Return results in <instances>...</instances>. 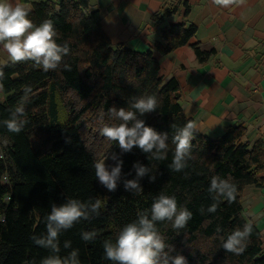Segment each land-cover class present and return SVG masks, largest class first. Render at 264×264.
I'll list each match as a JSON object with an SVG mask.
<instances>
[{
    "label": "trees",
    "instance_id": "16d2710c",
    "mask_svg": "<svg viewBox=\"0 0 264 264\" xmlns=\"http://www.w3.org/2000/svg\"><path fill=\"white\" fill-rule=\"evenodd\" d=\"M27 9L34 25L52 21L57 43L67 44L69 54L56 70L48 72L34 68L31 62L12 65L0 59L4 93L0 121L10 117V110L21 103L24 89L31 88L23 101L22 131L12 133L0 124V264H40L50 253L35 245L31 237L45 232L44 217L51 204H63L68 197L85 202L99 198L103 207L98 217L82 220L60 234L59 255L78 249L80 264H112L104 258L103 241L114 240L139 211L150 209L161 192L175 196L179 206L192 212L191 220L179 232L170 223L157 224L166 244L174 248L172 255H183L187 264H264L262 234L245 217L242 205L246 186H264V140L252 143L245 138V127L238 124L229 126L218 138L198 131L188 167L171 172L172 125L182 127L193 119L182 109L178 80L160 75L153 49L137 51L113 44L102 29L99 10L92 9L89 0H41ZM182 9L185 14L189 11L186 1H169L156 20ZM195 33L191 22L169 24L162 30L163 42H155L154 48L164 55L190 44L203 63L215 49L191 42ZM65 64L70 70H65ZM141 95H153L158 101L155 112L140 118L158 132L168 133L167 159L149 162L138 148L123 154L122 174L131 172L127 179L135 178L132 166L139 161L152 167L156 180L144 177L139 194L125 191L122 182L109 192L96 179L93 161L105 159L112 165L111 155L119 154L120 149L114 141L94 133L105 123H119L109 116L112 106L127 107L129 98ZM213 176L236 185V200L229 203L224 199L215 213L201 214L202 207L207 209L213 203L208 192ZM245 223H251L253 231L244 251L226 252L222 240ZM93 230L97 233L94 241L81 239V231ZM64 241L71 242L70 249L63 247Z\"/></svg>",
    "mask_w": 264,
    "mask_h": 264
},
{
    "label": "clouds",
    "instance_id": "9594fccd",
    "mask_svg": "<svg viewBox=\"0 0 264 264\" xmlns=\"http://www.w3.org/2000/svg\"><path fill=\"white\" fill-rule=\"evenodd\" d=\"M215 5L229 7L235 0H212ZM30 10L12 0H0V48L7 54L10 64L31 62L34 68L45 72L56 70L62 63L63 57L69 54L67 44L61 45L56 41V31L51 20L45 19L39 25H34L29 19ZM65 70L70 66L65 64ZM2 75V74H0ZM31 93V88L24 89L21 103L10 110V117L0 121L9 132L20 133L25 121L23 101ZM158 108V101L153 95L133 96L128 100L127 107L112 106L109 116L119 123L103 124L100 135L106 140L118 144L120 153H112L111 160L115 163L106 164L105 159L93 161L94 174L99 184L109 192L117 190L122 182L125 191L139 194L143 191L140 181L148 176L150 182H155L156 175L152 167L139 161L132 166L135 178L127 179L128 174H122L123 154L138 148L146 154L149 162L167 159L168 133L158 132L148 126L140 117L153 113ZM175 129L172 144L175 146L171 163V172H182L188 167L191 159L192 141L198 132L197 124L188 120L182 127L172 125ZM108 158V157H107ZM149 173H152L149 176ZM208 192L213 201L207 209L201 208V214L215 213L219 202L226 199L229 203L236 200L237 188L229 179L213 176ZM103 207L99 198H89L81 201L68 197L63 204L52 203L50 212L44 217L45 232L31 237L38 247L49 251L40 264H80L78 249H72L67 255L60 253V234L74 227L80 221H88L101 214ZM192 218V212L184 206H179L175 196L161 192L154 197L150 209L139 211L137 218L127 223L118 232L115 239L103 241L104 258L112 264H187L186 257L172 255L174 248L166 244L164 237L157 228L159 223H170L179 232L184 229ZM219 230V229H218ZM253 231L251 223L237 227L222 240V248L229 253L241 254ZM97 233L81 231V239L85 242L95 240ZM65 249L71 248L70 241H64Z\"/></svg>",
    "mask_w": 264,
    "mask_h": 264
},
{
    "label": "crops",
    "instance_id": "0c3cea01",
    "mask_svg": "<svg viewBox=\"0 0 264 264\" xmlns=\"http://www.w3.org/2000/svg\"><path fill=\"white\" fill-rule=\"evenodd\" d=\"M36 1L41 0H12L26 8ZM169 1L89 3L99 10L102 29L113 44L137 51L153 49L160 75L178 80L182 109L197 124L198 131L218 138L229 126L238 124L245 127V138L252 143L264 140V0H235L229 7L215 5L212 0H180L189 5L186 14L182 9L157 21V14ZM182 21L196 27L191 42L215 49L209 60L199 62L190 44L164 55L154 48L155 42H163L165 26ZM0 59L9 62L2 48ZM242 205L245 217L258 226L264 247V186H246Z\"/></svg>",
    "mask_w": 264,
    "mask_h": 264
},
{
    "label": "rangeland",
    "instance_id": "374dc122",
    "mask_svg": "<svg viewBox=\"0 0 264 264\" xmlns=\"http://www.w3.org/2000/svg\"><path fill=\"white\" fill-rule=\"evenodd\" d=\"M99 133H100V131H97V132H95L94 134H99ZM94 134H93V135H94ZM93 137H94V136H93ZM97 144H98V143L96 142V145H94V146H97Z\"/></svg>",
    "mask_w": 264,
    "mask_h": 264
}]
</instances>
